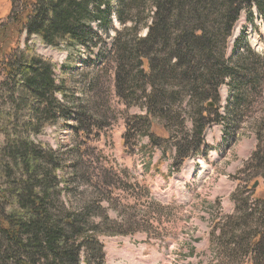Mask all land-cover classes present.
Returning a JSON list of instances; mask_svg holds the SVG:
<instances>
[{
  "label": "trees",
  "instance_id": "16d2710c",
  "mask_svg": "<svg viewBox=\"0 0 264 264\" xmlns=\"http://www.w3.org/2000/svg\"><path fill=\"white\" fill-rule=\"evenodd\" d=\"M115 1L113 15L123 26L113 34L110 50L115 94L143 108L135 117L140 134L149 145L172 146L170 168L178 171L188 157L203 155L204 132L210 125L224 120L225 128L238 125L249 91L262 83L251 52L227 57V48L241 12L255 7L263 18L264 0ZM19 2V8L0 22L4 104L0 108V264H104L100 237L135 230L108 226L116 223L107 216L103 202L114 199L115 176L111 172L107 176L106 169L90 168L85 140L90 129L96 130L102 122L90 106L87 112L85 105L69 100L62 82L55 80L54 65L35 53L30 40L65 51L73 59L82 47L97 41V22L105 28L111 23V0ZM135 10L145 16L139 26H133V16L126 14ZM22 33L20 48L17 37ZM222 85L231 88L226 115L220 114ZM69 121L75 122L76 135L82 139L70 158L37 143L47 126ZM160 129L164 136L156 134ZM148 157L146 163L156 168L158 164ZM255 160L264 163V153ZM77 182L84 186L81 190ZM244 206L248 221L254 226L264 223L263 206L249 208L247 200ZM260 213L262 217L254 218ZM251 228L247 240L228 244L233 242L250 254L251 264H264V232Z\"/></svg>",
  "mask_w": 264,
  "mask_h": 264
},
{
  "label": "rangeland",
  "instance_id": "374dc122",
  "mask_svg": "<svg viewBox=\"0 0 264 264\" xmlns=\"http://www.w3.org/2000/svg\"><path fill=\"white\" fill-rule=\"evenodd\" d=\"M19 6V0H0V22ZM110 7L111 23L105 28L97 22V41L93 46L82 47L73 59L35 38L30 40L35 53L49 58L54 65L55 80L62 82L69 100L90 106L102 122L96 130L90 129L85 140L90 168L106 169L107 176H115L114 199L103 202L107 216L116 223L108 226L135 230L100 237L104 264H251L250 254L228 242L247 240L251 227L264 232L262 221L255 226L252 220L248 221L244 206L247 200L249 208H264V163L255 160L264 153V17H260L255 7L243 10L228 42L227 57L251 52L263 76L262 83L249 91L241 106L238 125L225 128V120L223 124L210 125L204 132L203 155L188 157L173 173L170 166L174 148L149 145L135 122L143 108L115 94V62L110 50L113 34L122 31L123 26L113 15L115 0H111ZM136 13V10L126 13L133 16V26H139L145 18L143 12ZM139 32L145 35L146 29ZM17 38L22 48L25 34ZM91 80L94 83L90 86ZM230 90L221 86L220 114L226 113ZM57 98L62 99L60 94ZM3 107L0 101V108ZM185 127L188 132L189 121ZM156 134L165 133L160 129ZM1 140L0 137V146ZM36 140L44 147L58 149L66 159L74 147L82 146L73 121L63 126H47ZM146 144L147 149L141 147ZM147 156L158 164L156 168L151 162L146 163ZM169 172L173 175H168ZM255 182L257 185L253 187ZM75 186L78 190L84 187L79 182ZM250 190L254 191L253 196ZM262 216L260 213L254 218Z\"/></svg>",
  "mask_w": 264,
  "mask_h": 264
},
{
  "label": "bare ground",
  "instance_id": "6f19581e",
  "mask_svg": "<svg viewBox=\"0 0 264 264\" xmlns=\"http://www.w3.org/2000/svg\"><path fill=\"white\" fill-rule=\"evenodd\" d=\"M65 52V51H64ZM65 54L67 55V52H65ZM49 59V58H48ZM226 88H227V91H228V86L226 85ZM228 96V95H227ZM226 96V98H227ZM221 114H224V113H221Z\"/></svg>",
  "mask_w": 264,
  "mask_h": 264
},
{
  "label": "water",
  "instance_id": "95a60500",
  "mask_svg": "<svg viewBox=\"0 0 264 264\" xmlns=\"http://www.w3.org/2000/svg\"><path fill=\"white\" fill-rule=\"evenodd\" d=\"M257 185V182H255L254 184H253V187H255Z\"/></svg>",
  "mask_w": 264,
  "mask_h": 264
}]
</instances>
